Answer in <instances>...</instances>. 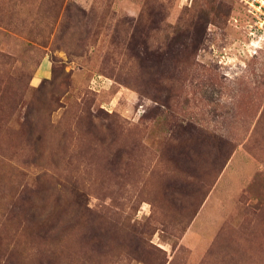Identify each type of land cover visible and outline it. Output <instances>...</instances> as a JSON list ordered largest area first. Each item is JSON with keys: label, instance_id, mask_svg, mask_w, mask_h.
I'll list each match as a JSON object with an SVG mask.
<instances>
[{"label": "rangeland", "instance_id": "1", "mask_svg": "<svg viewBox=\"0 0 264 264\" xmlns=\"http://www.w3.org/2000/svg\"><path fill=\"white\" fill-rule=\"evenodd\" d=\"M0 264H264V0H0Z\"/></svg>", "mask_w": 264, "mask_h": 264}, {"label": "built area", "instance_id": "2", "mask_svg": "<svg viewBox=\"0 0 264 264\" xmlns=\"http://www.w3.org/2000/svg\"><path fill=\"white\" fill-rule=\"evenodd\" d=\"M260 7H262V5Z\"/></svg>", "mask_w": 264, "mask_h": 264}]
</instances>
